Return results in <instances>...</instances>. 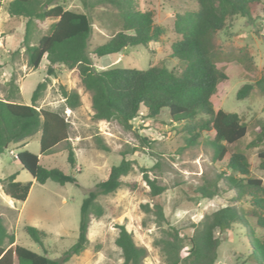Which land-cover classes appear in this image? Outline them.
<instances>
[{"label": "trees", "instance_id": "16d2710c", "mask_svg": "<svg viewBox=\"0 0 264 264\" xmlns=\"http://www.w3.org/2000/svg\"><path fill=\"white\" fill-rule=\"evenodd\" d=\"M62 1L11 0L9 3L11 15L27 18L23 43L29 65L38 68L44 57L48 64L47 76L34 89L31 103L17 100L16 86L8 97H0V154L11 144L29 140L40 132V154L29 149L18 152L17 159L22 167L40 183L53 180L60 184H79L75 172V151L69 142L70 122L64 114V108L76 109L80 106V93L63 87V108L47 109L37 105L47 89L50 76L57 75L61 67L78 68L83 85L92 94L94 119L116 120L124 127L132 128V120L142 109L147 118L155 120L162 119L163 110L167 109L170 120L182 124L181 134L186 146H195L205 140L213 148V159L225 162V170L220 171L215 178L195 185L194 193L199 198H212L224 190H234L237 197H248L250 201L251 209L247 211L227 204L205 214L198 223H193L192 233H183L166 217L161 198L166 186L145 173L153 206L146 203L144 208L155 215L159 225L169 226L164 229L165 235L155 241L161 247L166 263L218 264L222 235L240 223L243 228L249 227L247 233L253 236L249 256L257 264H264V240L256 235L255 227L249 226L248 219L253 218L256 226L264 231V183L262 178L254 176L250 159L244 151H229L232 143L247 134L249 125L237 112L216 110L212 102L218 84L228 77L217 65L215 34L237 15L253 19L255 9L261 6L264 12V0H196V9L177 13L174 20L176 37L170 49L171 56L180 61L179 70L160 64L145 69L113 66L97 69L91 53L102 57L120 53L127 46H148L165 35V28L156 23L154 11L141 8L139 0H80L84 11L66 8ZM96 12H99L97 15L101 25L111 30L112 34L91 50ZM47 18L55 19L50 31L32 43L35 20ZM258 30H262L261 24ZM247 58L250 59L244 55L241 60ZM255 84L264 96L263 74L255 83L248 82L241 86L237 97H248ZM210 132L213 133L212 137L209 136ZM141 139L144 143L150 141L145 136ZM63 141L68 142L67 161L71 172L44 166L40 161V155L51 153ZM97 141L101 149L110 151V147L100 137ZM262 142L264 124L250 146L255 147ZM122 155L120 163L111 167L108 177L98 182L85 196L81 205L77 241L60 258L50 257L45 249L42 254L17 244L15 234L8 230L0 213V264H63L73 255L83 252L89 243L93 216L99 217L104 213L97 201L98 197L120 188L124 183L123 176L133 169V160L127 159L125 153ZM258 156L259 166L264 170V148L258 152ZM16 178L17 173H13L6 179H0L2 188L12 199L25 201L32 181L22 182ZM118 228L115 242L121 248L123 257L119 264H148L145 262L147 247L137 244L133 233L124 224H119ZM25 230L34 241L44 246L45 231L32 225H26Z\"/></svg>", "mask_w": 264, "mask_h": 264}, {"label": "rangeland", "instance_id": "374dc122", "mask_svg": "<svg viewBox=\"0 0 264 264\" xmlns=\"http://www.w3.org/2000/svg\"><path fill=\"white\" fill-rule=\"evenodd\" d=\"M11 0H0V97L5 98L16 86L17 100L31 103L32 93L37 84L47 76L48 60L43 58L40 66L29 65L23 40L27 18L13 16L8 10ZM66 8L84 11L80 0H63ZM143 10L154 11L156 23L162 25L166 33L158 42L148 46H127L120 53L102 57L91 53L97 69L108 67L140 68L160 64L179 70L180 61L171 56L170 44L176 37L174 20L177 13L196 9V0H139ZM94 13V31L90 40L92 50L105 42L112 34L103 27ZM254 18L241 15L232 18L228 25L215 34L218 51L217 65L228 77L218 84L212 102L216 110L237 112L249 125L247 134L229 146V151H244L251 162L254 176L264 183V170L259 166L258 152L264 142L252 147L260 126L264 124V96L255 84L250 95L238 98L237 93L245 83H255L264 74V12L255 9ZM55 19H36L31 42L50 31ZM262 25V30L258 28ZM247 54V55H246ZM249 57L245 61L242 56ZM63 87L77 90L81 95V105L76 109L64 108L70 122V140L77 160L76 177L79 184L66 182L60 184L53 180L40 183L24 169L17 159L22 149L40 154V136L33 135L25 145L14 143L0 154V179L17 173V180L32 181L30 193L25 201L12 199L0 182V213L10 232L16 236V243L52 258H60L77 241L82 202L96 184L108 177L113 165L119 164L123 153L133 160V169L123 176L124 183L116 191L100 195L97 201L104 213L93 216L89 228V243L85 250L73 255L63 264H119L123 261L121 248L115 240L119 224L130 230L137 244L148 249L145 262L148 264H167L165 255L156 239L165 235L167 224L159 225L152 212L144 208L146 203L153 206L150 186L144 178L148 173L158 183L166 186L162 201L166 217L170 223L183 231H193V223H198L205 214L234 204L240 210L251 209L248 197H237L234 190H224L212 198H199L194 186L215 178L225 170V162L213 159L214 151L205 140L195 146H186L181 134L182 124L172 122L167 109L160 120L147 118L144 109L132 120V128H126L118 121L96 120L93 117L92 94L81 81L78 68L61 67L57 75L49 78L48 86L38 100L39 108L61 109L64 105ZM142 136L149 137L144 143ZM210 137L213 133L210 132ZM98 137L109 147L104 151L98 146ZM67 141L59 143L49 154L40 155V161L47 167H58L71 172L67 161ZM133 149H135L133 151ZM223 187L224 184H222ZM250 219L249 226L264 240V231ZM32 225L46 232L42 246L26 232L25 226ZM240 223L222 235L218 264H257L250 257V242L253 238ZM184 233V232H183Z\"/></svg>", "mask_w": 264, "mask_h": 264}, {"label": "crops", "instance_id": "0c3cea01", "mask_svg": "<svg viewBox=\"0 0 264 264\" xmlns=\"http://www.w3.org/2000/svg\"><path fill=\"white\" fill-rule=\"evenodd\" d=\"M27 141L28 140H25V141H23V142H20L19 144H21V145H25L26 143H27ZM23 150V149H22Z\"/></svg>", "mask_w": 264, "mask_h": 264}]
</instances>
